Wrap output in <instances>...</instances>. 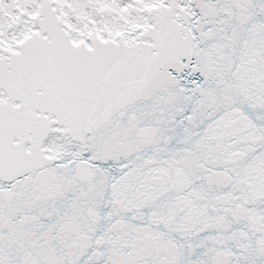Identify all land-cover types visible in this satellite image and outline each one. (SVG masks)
<instances>
[{"label":"snow or ice","instance_id":"obj_1","mask_svg":"<svg viewBox=\"0 0 264 264\" xmlns=\"http://www.w3.org/2000/svg\"><path fill=\"white\" fill-rule=\"evenodd\" d=\"M0 264H264V0H0Z\"/></svg>","mask_w":264,"mask_h":264}]
</instances>
